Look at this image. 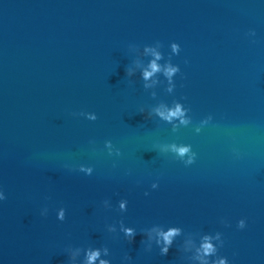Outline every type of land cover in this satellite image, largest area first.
<instances>
[{"label": "water", "instance_id": "water-1", "mask_svg": "<svg viewBox=\"0 0 264 264\" xmlns=\"http://www.w3.org/2000/svg\"><path fill=\"white\" fill-rule=\"evenodd\" d=\"M0 191V264H264V0H0Z\"/></svg>", "mask_w": 264, "mask_h": 264}, {"label": "clouds", "instance_id": "clouds-1", "mask_svg": "<svg viewBox=\"0 0 264 264\" xmlns=\"http://www.w3.org/2000/svg\"><path fill=\"white\" fill-rule=\"evenodd\" d=\"M251 36H255V31L250 30L249 33ZM171 48L174 54H178L180 51V45L176 42L171 43ZM145 51H151L155 59L151 60L149 67L146 68L143 71V78L147 80L149 77H151L154 73L160 70V66L156 63L157 60L161 59V53L155 52L153 49L146 48ZM187 62V61H186ZM150 69V70H149ZM180 72V67L179 65L172 66L169 64V66L165 70V75L171 78L174 74ZM126 73L128 76L132 75V70L130 68L126 69ZM147 87V85H145ZM142 111V110H141ZM159 112V110H157ZM159 115L163 117L166 120H172L173 118H181V123H187L186 120L183 119L184 116V109H182L180 104H176V106L172 109H170L167 114L165 112H159ZM92 120H96L97 116L92 115L89 117ZM106 146L111 148L112 147V141L108 140L105 142ZM173 152L181 159L184 161L186 165H190L194 163L196 153L191 150L190 145H173L172 146ZM185 157H187L185 159ZM91 172V169L88 170ZM158 185L156 182L152 184V188H156ZM0 193H3V191H0ZM147 195V193H145ZM5 195H0V199H5ZM127 200L122 199L120 202V209L125 210V203ZM107 203V201H105ZM41 215H44L42 213ZM60 220L65 219V209L62 207L59 211V217ZM122 223V222H121ZM222 223H227L226 221H222ZM246 226V221L245 219H240L237 222V227L243 229ZM125 236L131 241L136 233V230L133 227H126L123 228ZM180 232L179 228H169L167 231H160L158 235L162 238L163 241V247L160 249V253L162 255H167L169 252L170 247L173 244V239L175 236H177ZM143 234V233H142ZM213 237L210 235H206L203 238V243H202V251L206 256H217L218 253V247L223 246V239H222V234L220 232L215 233V239L218 241V247L212 243ZM157 243H160V240L157 241ZM104 253L105 255L109 254V250L105 247L104 248ZM101 250L100 249H87L86 250V259L84 261V264H94V262L97 260V258L100 256ZM125 259H130V257L126 256ZM100 264H110V261L108 260H101ZM207 264V262H205ZM211 264H229L228 259L224 256H219L217 260L211 261Z\"/></svg>", "mask_w": 264, "mask_h": 264}]
</instances>
